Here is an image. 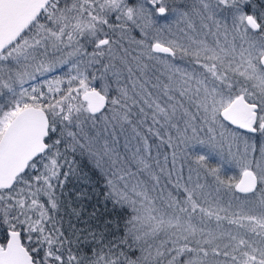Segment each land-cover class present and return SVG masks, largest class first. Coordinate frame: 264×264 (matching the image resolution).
Returning a JSON list of instances; mask_svg holds the SVG:
<instances>
[{
	"label": "snow or ice",
	"instance_id": "1",
	"mask_svg": "<svg viewBox=\"0 0 264 264\" xmlns=\"http://www.w3.org/2000/svg\"><path fill=\"white\" fill-rule=\"evenodd\" d=\"M0 264H264V0H0Z\"/></svg>",
	"mask_w": 264,
	"mask_h": 264
},
{
	"label": "trees",
	"instance_id": "2",
	"mask_svg": "<svg viewBox=\"0 0 264 264\" xmlns=\"http://www.w3.org/2000/svg\"><path fill=\"white\" fill-rule=\"evenodd\" d=\"M75 159L76 173L69 177L66 187L71 207L81 212L80 221L77 222L72 217L73 222L78 227H91L98 232L105 230L106 225L111 222L114 229L115 223L120 221V211L114 210L112 204L104 200L103 186L97 183L98 177L92 164L79 155ZM77 194H80L79 198Z\"/></svg>",
	"mask_w": 264,
	"mask_h": 264
}]
</instances>
